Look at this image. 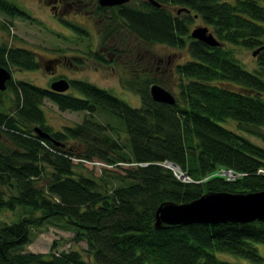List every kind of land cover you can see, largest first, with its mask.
Returning a JSON list of instances; mask_svg holds the SVG:
<instances>
[{"label":"trees","instance_id":"trees-1","mask_svg":"<svg viewBox=\"0 0 264 264\" xmlns=\"http://www.w3.org/2000/svg\"><path fill=\"white\" fill-rule=\"evenodd\" d=\"M157 1L160 7L146 3L147 10L129 9L122 17L148 46L187 45L190 59L175 68L174 104L150 97L149 86L165 85L156 72L133 71L122 80L137 95L139 107L81 79L70 81L64 93L12 76L5 82L0 92V212H13L15 218L0 220V264L264 263L254 245L264 244V221L153 225L154 211L164 201L185 203L210 191L264 190V147L245 136L264 143V0ZM167 5L183 10L175 15ZM0 12L21 16L5 0H0ZM194 14L219 47L188 34ZM237 49H261L252 70L239 62ZM38 60L28 48L0 44V65L9 70H38ZM6 91L12 95L9 105L2 98ZM46 100L63 112L86 116L55 131L46 123ZM228 121L240 132L226 127ZM96 160L120 172L103 167L95 178L75 170V164ZM167 162L194 181L208 178L179 181L164 166ZM217 167L241 176L224 181L213 174ZM52 223L72 230L75 242L84 240L86 256L76 249L23 252L32 230ZM213 252L234 257L217 259Z\"/></svg>","mask_w":264,"mask_h":264},{"label":"rangeland","instance_id":"rangeland-1","mask_svg":"<svg viewBox=\"0 0 264 264\" xmlns=\"http://www.w3.org/2000/svg\"><path fill=\"white\" fill-rule=\"evenodd\" d=\"M169 10L174 12L176 9L174 7H169ZM35 12L36 19H38L39 21L46 18V13L44 11L37 10ZM2 18L7 19V17L0 12V19ZM44 23H47V21H45ZM11 24L13 25L12 30L14 33H8L6 31L7 29L3 28L0 22V31L2 33H0V43H7L8 45L11 44L13 46H19L20 48H28L29 51L36 52L37 54H39L38 63H40L41 67L38 70H32V72L26 70L20 71L18 68L11 67L10 70L14 80H25L30 84H36L43 88L49 87L48 82L50 80H54L55 77L66 75L70 79L75 78L81 79L82 81L86 80L92 82L94 83V85L104 88V90L107 89L108 91H111L116 97L118 96L120 99L125 100L127 104L139 107L140 100H138L137 95L133 92H130L129 90H126L125 88H122L121 84L119 83V69L118 67L115 68L114 64L103 67L99 65L97 61L89 59L84 68L81 67V70L71 69V71H69V67L67 68V66H65V62L63 63V65L60 64L59 60L54 64H52L51 62H47V60H53L56 57H60V52H53V49L57 50V48L59 47L62 48L63 43L60 40H57L56 36H52V34L45 29V25H38L35 22L29 24L26 21H18L17 19L12 20ZM190 24V28L194 26L198 27V25H204V23H202V20L198 17H193V21H191ZM148 47L151 51H154L155 54L161 56V59L165 60L164 64H161L160 68L157 70L158 74L155 73V77L159 78L165 84L164 88H166L167 91H170L172 94H174V96H176L178 94V90L176 87L177 77H175V68L177 65H179V63H183L186 60L188 61L190 59V55L187 54L188 52L186 51V48H166L159 45H152ZM235 53L239 57V62L242 63L246 69L252 70V68L255 66L252 50L250 51L246 49H237ZM169 57L172 59V64H170L169 66L170 68L166 66V61ZM74 63H77V61H74L73 64ZM56 64H58L59 66L57 68H54L55 74L52 75L53 67L57 66ZM95 67H99V70H95ZM76 70L81 72L77 73ZM134 71L135 74H137L135 68ZM150 74L153 75L152 72H150ZM69 91L72 92V90ZM73 94L75 93L73 92ZM10 97L12 98L10 91H6L2 94V98L6 101V105L10 104ZM43 104L44 115H46V123L47 125L52 126L55 131L61 129L66 125H76L77 122H80L83 119V116H86L84 112L74 113V111L69 110L63 112L59 110L56 105L47 100L44 101ZM224 125L232 129V131L235 130L237 132H240L237 126H235V123H233L232 121L225 122ZM245 136L248 137L254 143V145L264 147V143L259 139H254V137L248 135ZM103 167L107 168L110 171L120 172L117 167H108V165L98 162L97 160L93 162L82 161L79 163V165L75 164V170L77 172H82L89 177L92 176L95 178L100 177V173L102 172ZM206 178L208 177L199 179L198 181L200 182L201 180H205ZM14 218L15 213L13 212H0V220L8 222L9 220ZM32 231H34V233H32L31 235V242L30 244L25 245L23 252L27 251L29 253L35 252L41 254L48 251L50 252V250L58 249L62 251L65 249H76L81 251V253L86 256V253L83 249L86 246V242L84 240L82 242H75L73 239H71V237L73 236L72 230L69 231V229H60L58 228V225L52 223L50 225L47 224L44 227H40L38 230L34 229ZM55 241L56 247L51 249L52 244H54ZM254 245L257 247L256 251H258L259 255L264 256V244L254 243ZM213 253H215L217 259L232 260L234 257H230L231 254L228 253ZM244 260L248 261V259Z\"/></svg>","mask_w":264,"mask_h":264},{"label":"flooded vegetation","instance_id":"flooded-vegetation-1","mask_svg":"<svg viewBox=\"0 0 264 264\" xmlns=\"http://www.w3.org/2000/svg\"><path fill=\"white\" fill-rule=\"evenodd\" d=\"M5 1L12 4L21 16L8 18L5 15L7 19H0L2 26H4L3 28H6L8 33H14L11 30L13 27L11 21L14 19L26 21L29 24L35 22L38 25H45V29L63 43V49L60 47L57 50L53 49V52H60V57L47 60V62L54 64L59 60L61 65L65 62V66L70 68H68L69 71L71 69L81 70V67L84 68L89 59L97 61L103 67L114 64L115 68L118 67L119 69H117L119 83L122 88H125L122 80L126 82L130 79L133 76L134 68L138 74H146L148 72H156L158 74L157 70L165 62V60L161 59V56L151 51L147 44L140 42L137 37L133 36V31L127 27L123 20L124 17H122L129 9L147 10L145 4L149 3L152 5L150 0H127L113 5H101L100 0ZM153 1L159 4L153 5V7H160L161 4L157 0ZM166 7L169 9V7L174 6L167 5ZM174 8L176 10L173 14L180 15L183 7ZM37 10L46 13L44 20L39 21L36 19L35 11ZM189 11L184 13L187 14ZM45 21L47 23H44ZM157 45L166 47L163 44ZM183 48H186L187 51V45ZM35 55L39 57L36 52ZM94 57L103 59L105 63L99 59L96 60ZM171 60L169 57L166 61L167 67L172 64ZM74 61H77L78 64H73ZM56 65L53 67L52 75L55 74L54 68L59 66L58 64ZM95 70H99V67H95ZM76 71L77 73L81 72ZM60 78H65L69 85L70 81L75 80V78L70 79L66 75L55 77L54 80ZM54 80H50L48 83L50 84Z\"/></svg>","mask_w":264,"mask_h":264},{"label":"water","instance_id":"water-1","mask_svg":"<svg viewBox=\"0 0 264 264\" xmlns=\"http://www.w3.org/2000/svg\"><path fill=\"white\" fill-rule=\"evenodd\" d=\"M127 0H100L102 4H116L123 3ZM152 5H159L155 1L150 0ZM186 10V9H185ZM187 11H189L187 9ZM186 11V12H187ZM195 18L197 16L194 15ZM206 26L198 25L189 31V34L196 41L200 40L207 46H220L217 38L213 33L208 31ZM262 49V48H261ZM252 51L255 56L258 50ZM11 79L9 69L0 65V92L6 89L5 82ZM51 83V82H50ZM69 82L60 78L54 80L50 84L52 91L62 92L69 88ZM151 98L157 103L163 102L168 105L175 103L176 99L173 94L167 89L153 84L149 86ZM34 131L41 134L38 128ZM155 214V221L153 223L156 229H166L170 227L176 228L177 226L191 223H205V224H218L223 222H251L257 220L258 222L264 221V190L258 192L251 191L245 193H232L225 191H210L202 194L196 200H190L185 203H172V201H164L159 203Z\"/></svg>","mask_w":264,"mask_h":264},{"label":"built area","instance_id":"built-area-1","mask_svg":"<svg viewBox=\"0 0 264 264\" xmlns=\"http://www.w3.org/2000/svg\"><path fill=\"white\" fill-rule=\"evenodd\" d=\"M164 166L171 168V171L173 172L174 176L177 178V180L182 182H199L198 180H192L191 176H189L187 173L182 172L179 167H174L171 162L164 163ZM215 174L217 177H220L224 179V181H237L238 178H240V173H235L232 169L223 168V167H217L215 170Z\"/></svg>","mask_w":264,"mask_h":264},{"label":"crops","instance_id":"crops-1","mask_svg":"<svg viewBox=\"0 0 264 264\" xmlns=\"http://www.w3.org/2000/svg\"><path fill=\"white\" fill-rule=\"evenodd\" d=\"M0 33H1V31H0ZM2 34V33H1ZM1 44V43H0Z\"/></svg>","mask_w":264,"mask_h":264},{"label":"bare ground","instance_id":"bare-ground-1","mask_svg":"<svg viewBox=\"0 0 264 264\" xmlns=\"http://www.w3.org/2000/svg\"><path fill=\"white\" fill-rule=\"evenodd\" d=\"M69 92V91H68Z\"/></svg>","mask_w":264,"mask_h":264}]
</instances>
